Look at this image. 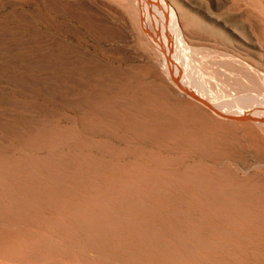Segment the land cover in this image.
<instances>
[{
    "label": "rangeland",
    "instance_id": "obj_1",
    "mask_svg": "<svg viewBox=\"0 0 264 264\" xmlns=\"http://www.w3.org/2000/svg\"><path fill=\"white\" fill-rule=\"evenodd\" d=\"M130 2L0 0V264H264V138L174 88ZM173 2L186 76L264 95V0Z\"/></svg>",
    "mask_w": 264,
    "mask_h": 264
},
{
    "label": "bare ground",
    "instance_id": "obj_2",
    "mask_svg": "<svg viewBox=\"0 0 264 264\" xmlns=\"http://www.w3.org/2000/svg\"><path fill=\"white\" fill-rule=\"evenodd\" d=\"M129 2V1H128ZM132 5L133 10V17H135V20L137 24L139 25L141 31L144 33V35L147 37V39L150 41V43L154 46V48L159 52L162 58V67L163 70L167 76V78L170 80L174 88L184 94L185 96L189 97L195 104L199 105L204 111H206L209 115H211L213 118L218 119L222 122H236L237 124L250 128L255 130L258 134H260L264 138V95H261L259 93L253 92L252 87L248 86V82L243 83L242 88L240 90L241 93H235L236 95H232L230 97L224 95H221L219 92L215 91L217 90L215 88L212 89L209 84L206 83L204 79V76L201 77L200 75V69H197L192 79H189V77L186 76V70L189 68L188 64L186 63L187 58L189 55H191V50L194 45V42L190 40L187 36L188 29H187V21L184 18L183 13L181 12L180 8L177 7L173 0H131L130 2ZM130 5V4H129ZM128 5V6H129ZM132 12V11H130ZM252 19V18H251ZM199 41V40H198ZM196 40V42H198ZM205 42V41H204ZM196 45V44H195ZM201 45V44H200ZM207 45V44H206ZM248 49V48H247ZM264 49V48H263ZM255 50V49H254ZM231 52V51H230ZM235 52V51H234ZM256 52V51H254ZM236 53V52H235ZM245 53V52H244ZM158 54V55H159ZM256 54V53H255ZM193 55V54H192ZM263 55V54H262ZM261 55V56H262ZM258 56V55H257ZM230 57V56H229ZM232 57V55H231ZM242 57V56H241ZM236 59V57H235ZM248 62H246L244 65H242L243 69H245V72L248 76L252 77L253 75L258 77L259 82H264V75L261 73L258 74L254 72V68L250 63L252 62V58H246ZM234 60V59H233ZM226 61V60H225ZM231 61V60H229ZM250 62V63H249ZM194 64V63H193ZM242 64V63H241ZM200 66V65H199ZM259 67V66H258ZM262 68V67H261ZM224 70V69H223ZM194 71V70H193ZM261 71V70H259ZM203 75V74H202ZM244 79V78H243ZM255 79V78H254ZM232 81V80H231ZM253 81V80H251ZM230 82V81H229ZM255 82V81H254ZM232 83V82H231ZM234 84V82H233ZM253 84V83H252ZM257 84V83H256ZM236 85V84H235ZM234 85V86H235ZM254 85V84H253ZM259 85V84H257ZM261 85V84H260ZM252 86V85H251ZM263 86V85H261ZM219 87V86H218ZM217 87V88H218ZM238 87V86H236ZM235 87V88H236ZM225 88V86L223 87ZM233 88V87H232ZM234 88V89H235ZM261 88V87H260ZM222 87H220L221 91ZM233 89V90H234ZM263 90V89H262ZM222 91H225L224 89ZM230 91V90H229ZM235 91V90H234ZM228 92V91H227ZM240 92V91H239ZM223 93V92H222ZM261 93V92H260ZM225 94V93H223ZM231 94V93H230ZM234 94V93H233ZM229 95V94H228ZM233 126V125H232ZM236 127V126H234ZM238 128V127H237ZM254 135V134H253ZM256 137V136H255ZM258 137V136H257ZM261 149V148H260ZM259 150V149H258ZM262 150V149H261ZM252 178V176H251ZM250 178V181L252 180ZM256 179V178H255ZM241 180V179H240ZM248 181V179H247ZM239 182V181H238ZM237 182V183H238ZM241 183V182H240ZM240 183H238L240 186ZM250 183V182H249ZM251 184V183H250ZM254 184V182H253ZM261 184V183H257ZM246 185V184H245ZM256 185V181L255 184ZM253 188L255 189V186ZM243 186V185H242ZM248 186V185H247ZM246 186V187H247ZM245 187V189H246ZM252 186H250L251 188ZM264 189V188H263ZM243 190V189H242ZM257 190V189H256ZM121 191V190H120ZM248 191V190H247ZM262 191V190H260ZM122 192V191H121ZM120 192V193H121ZM125 194V193H124ZM100 195V194H99ZM119 195V194H118ZM122 195V193H121ZM264 195V194H262ZM102 196V195H101ZM100 196V198H101ZM112 196V195H111ZM114 196V195H113ZM125 196V195H124ZM93 198L95 196H92ZM104 197V196H102ZM117 198V196H116ZM112 200V198H110ZM139 199V198H137ZM61 200V199H60ZM65 200V199H64ZM94 201V200H93ZM93 201H91L93 203ZM96 201V200H95ZM118 201V200H117ZM80 201H78L79 203ZM106 202V201H105ZM69 203H71L69 201ZM95 206V202L93 203ZM110 204V202H109ZM264 205V204H263ZM65 206V204H64ZM92 206V204L90 205ZM101 206V205H100ZM68 207V206H67ZM76 207V206H75ZM60 208V207H59ZM81 208V207H80ZM83 208V206H82ZM103 208V207H102ZM62 209V208H61ZM60 209V210H61ZM66 209V208H65ZM78 209V208H77ZM88 209V208H87ZM86 209V210H87ZM82 211V210H81ZM88 211V210H87ZM86 211V212H87ZM60 212V211H59ZM122 212V211H121ZM125 212V211H124ZM87 213L92 214L93 211H88ZM63 214V213H62ZM84 214V213H83ZM126 214V213H125ZM76 215V214H75ZM82 216V213L80 214ZM79 215V216H80ZM85 215V214H84ZM127 216V214H126ZM90 217V216H89ZM58 218V217H57ZM73 218V217H72ZM91 218V217H90ZM122 218V217H121ZM125 218V217H124ZM127 219V218H126ZM93 220V219H92ZM57 222H60L56 220ZM81 221V220H80ZM84 221V220H83ZM109 221V220H108ZM55 222V221H54ZM66 222V221H65ZM78 222V221H77ZM103 222V221H102ZM68 223V222H67ZM93 223V222H92ZM90 223V224H92ZM101 223V222H100ZM110 223V222H109ZM59 224V223H58ZM94 224V223H93ZM92 224V225H93ZM96 224V223H95ZM98 224V223H97ZM64 225V224H63ZM54 226V225H53ZM58 226V225H57ZM94 226V225H93ZM100 226V225H99ZM53 228V227H52ZM77 228V226H76ZM100 228V227H99ZM98 228V230H99ZM112 228V226H111ZM70 229V228H69ZM78 229V228H77ZM83 229V228H82ZM97 229V228H96ZM72 230V229H71ZM79 230V229H78ZM92 230V229H91ZM101 230V229H100ZM40 231V230H39ZM43 231V230H42ZM104 231V230H103ZM102 231V232H103ZM45 232V230H44ZM55 232V231H54ZM92 232H95L94 230ZM98 232V231H96ZM107 232V231H106ZM5 233V232H4ZM12 233V232H10ZM17 233V232H16ZM69 233V232H68ZM73 233V232H72ZM69 233V234H72ZM101 234V232H99ZM105 233V232H103ZM119 233V231H118ZM121 233V232H120ZM60 234V233H59ZM82 234V233H81ZM90 234V233H88ZM87 234V237L89 236ZM123 234V233H121ZM142 234V233H141ZM84 235V233H83ZM99 235V234H98ZM97 235V236H98ZM104 235V234H102ZM106 235V234H105ZM110 235V234H109ZM117 235V233H116ZM120 235V234H119ZM118 235V236H119ZM140 235V233H139ZM21 236V235H20ZM71 236V235H70ZM86 236V235H85ZM23 237V236H22ZM42 236H40L41 238ZM74 237V236H73ZM116 237V236H114ZM123 237V236H122ZM126 237V236H125ZM10 238V237H9ZM69 238V237H68ZM92 238V237H91ZM105 237H103L104 239ZM111 238V237H110ZM20 239V238H19ZM17 239V240H19ZM27 240V238H25ZM36 239V238H34ZM30 239L29 242H31ZM102 239V241H103ZM106 239V238H105ZM108 239V238H107ZM115 239V238H114ZM120 239V238H119ZM127 239V238H125ZM89 240V237H88ZM95 240V239H94ZM118 240V239H117ZM42 243V240H40ZM38 241V242H40ZM91 241V240H90ZM110 241V240H109ZM115 241V240H114ZM126 241V240H125ZM75 242V241H74ZM101 242V241H100ZM105 242V240H104ZM118 242V241H117ZM23 243V242H22ZM28 243V242H27ZM36 243V240H35ZM32 241V244H35ZM40 243V244H41ZM44 243V242H43ZM135 243V241H134ZM146 243V242H145ZM25 244V243H24ZM38 243V245H40ZM48 244V243H46ZM81 244V243H80ZM92 244V241H91ZM94 244V241H93ZM97 244V243H96ZM103 244V243H102ZM16 244H14L15 246ZM18 245V244H17ZM28 245V244H27ZM34 245V246H38ZM52 245V244H51ZM5 246V245H3ZM13 246V245H12ZM20 246V245H18ZM81 246V245H79ZM82 246H85L82 245ZM105 246V245H104ZM139 246V245H138ZM147 246V245H146ZM1 247V246H0ZM16 247V246H15ZM13 247V248H15ZM31 247V245H30ZM59 247V246H58ZM92 247V246H90ZM120 247V246H119ZM3 248V247H2ZM1 248V249H2ZM11 249V246L9 244L8 249ZM24 248V246H23ZM50 248V247H49ZM80 248V247H79ZM85 248V247H84ZM86 248H89L86 246ZM96 248V247H92ZM12 251L10 254L16 252ZM27 249V248H26ZM24 248V250H26ZM52 249V248H51ZM58 249V248H57ZM82 248L79 250L81 251ZM100 248L97 249V251ZM126 249V248H125ZM123 249V250H125ZM6 250V249H5ZM13 250V249H11ZM20 250V249H19ZM37 250V249H36ZM54 250V247H53ZM56 250V249H55ZM61 249H59L60 251ZM122 250V247H121ZM129 250V249H128ZM10 251V250H9ZM29 251V250H28ZM57 251V250H56ZM54 251V252H56ZM57 251V252H59ZM18 252V251H17ZM27 252V251H26ZM33 252V251H31ZM52 252V250L50 251ZM61 252V251H60ZM84 252V251H83ZM125 253V251H123ZM22 253V252H21ZM20 253V254H21ZM81 253V252H80ZM85 253V252H84ZM87 253V252H86ZM131 253V252H129ZM32 255V253H30ZM29 254V255H30ZM61 254V253H60ZM64 254V253H63ZM83 254V253H82ZM88 254V253H87ZM90 254V253H89ZM108 254V253H107ZM16 253V257H17ZM37 255V254H36ZM35 255V256H36ZM52 255V254H50ZM49 255V256H50ZM55 255V254H53ZM66 255V254H65ZM81 255V254H80ZM121 256V254H119ZM21 256V255H20ZM26 256V255H25ZM34 256V255H33ZM40 256V255H38ZM42 256V255H41ZM46 256V255H45ZM44 256V257H45ZM92 256V255H91ZM15 257V258H16ZM19 257V256H18ZM23 257V255H22ZM21 257V258H22ZM37 257V256H36ZM44 257H40L42 260ZM47 257V256H46ZM259 257V256H258ZM13 258V257H12ZM32 258V256H31ZM38 258V257H37ZM48 258V257H47ZM94 258V257H92ZM250 258V257H249ZM252 258V257H251ZM255 258V257H254ZM263 258V257H262ZM17 259V258H16ZM14 259V260H16ZM40 259V260H41ZM46 259V258H45ZM75 259V258H74ZM90 259V258H89ZM182 259V258H181ZM241 259V258H240ZM244 259V258H243ZM247 259V258H246ZM258 259V258H257ZM261 259V258H260ZM8 260V259H7ZM13 260V259H12ZM19 260V259H18ZM29 260V259H28ZM27 260V261H28ZM34 260V259H33ZM61 260V259H60ZM59 260V261H60ZM70 260V258H69ZM101 259H98V261ZM169 260V259H168ZM264 260V259H263ZM20 261V260H19ZM46 262V260H44ZM50 261V258H49ZM62 261V260H61ZM76 261V260H74ZM78 261V260H77ZM76 261V262H77ZM91 261V259H90ZM94 261V260H93ZM95 261L97 262L96 258ZM181 261V260H180ZM247 261V260H246ZM252 261V260H251ZM258 261V260H257ZM7 262V261H6ZM12 262V261H11ZM10 262V263H11ZM66 262V261H64ZM70 262V261H69ZM80 262V261H79ZM78 262V264H79ZM113 262V261H112ZM237 262V258L236 261ZM242 262V261H241ZM256 262V261H254ZM259 262V261H258ZM261 262V260H260ZM34 263V262H33ZM83 262L81 261L80 264ZM94 263V262H93ZM104 263V262H103ZM189 263H191L189 261ZM195 263V261H194ZM239 263V262H237ZM244 263V262H243ZM242 263V264H243ZM248 263V262H247ZM246 263V264H247ZM263 263V262H261ZM12 264V263H11ZM14 264V263H13ZM43 264V263H42ZM48 264V263H45ZM53 264V263H49ZM64 264V263H63ZM67 264V263H66ZM71 264V262H70ZM73 264V263H72ZM77 264V263H76ZM84 264V263H83ZM165 264V263H164ZM173 264V263H172ZM196 264V263H195ZM251 264V262H250ZM255 264V263H254ZM257 264V262H256Z\"/></svg>",
    "mask_w": 264,
    "mask_h": 264
}]
</instances>
